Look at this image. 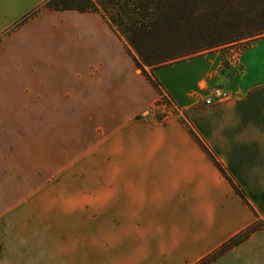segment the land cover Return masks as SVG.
<instances>
[{"label":"crops","instance_id":"obj_1","mask_svg":"<svg viewBox=\"0 0 264 264\" xmlns=\"http://www.w3.org/2000/svg\"><path fill=\"white\" fill-rule=\"evenodd\" d=\"M43 1L0 0V187L9 182L10 124L25 122L33 108L47 169L76 163L97 172L73 180L67 202L124 221L115 224L121 234H146L151 220H177L172 243L141 240L135 247L144 264H193L257 218L261 227L208 264H264V35L235 58L209 51L154 68L157 90L98 13L41 9L15 27ZM216 85L234 99L194 103ZM159 92L181 113L155 116ZM2 203L0 220L9 215ZM2 250L0 264H10Z\"/></svg>","mask_w":264,"mask_h":264},{"label":"rangeland","instance_id":"obj_2","mask_svg":"<svg viewBox=\"0 0 264 264\" xmlns=\"http://www.w3.org/2000/svg\"><path fill=\"white\" fill-rule=\"evenodd\" d=\"M220 37L213 36V40ZM247 41L227 43L209 51L230 57L244 49ZM9 135V182L0 187V203L9 213L0 220L1 261L4 248L9 251L10 264H144L145 259L139 256L142 251L135 248L141 240L151 246L159 245L162 239L172 243L175 219L151 220L146 234H121L119 230L124 231V227L117 229L115 224L120 221L124 225V221L98 218L97 209L82 211L80 203L67 202L72 183L80 178H96L97 172L83 171L76 163L68 170L47 169L50 157L40 148L44 140L34 134L33 108H27L25 122L10 124ZM74 242L79 246H74ZM19 246L22 251H17Z\"/></svg>","mask_w":264,"mask_h":264},{"label":"trees","instance_id":"obj_3","mask_svg":"<svg viewBox=\"0 0 264 264\" xmlns=\"http://www.w3.org/2000/svg\"><path fill=\"white\" fill-rule=\"evenodd\" d=\"M41 9L75 10L102 15L113 31L125 39V49L135 67L157 90L159 84L151 76L154 68L227 43L264 35V0H44L24 14L15 27ZM218 35L222 37L213 40V36ZM186 127L236 193L248 203L241 188L189 126ZM262 225L257 218L251 226L193 264L210 263Z\"/></svg>","mask_w":264,"mask_h":264},{"label":"built area","instance_id":"obj_4","mask_svg":"<svg viewBox=\"0 0 264 264\" xmlns=\"http://www.w3.org/2000/svg\"><path fill=\"white\" fill-rule=\"evenodd\" d=\"M238 53L231 55V57L235 58ZM234 97L235 96L233 93L226 90L222 86L216 85L210 87L205 96L197 95L193 97V100L194 103H201L204 106H213L216 104L232 101ZM152 112L155 115H158L159 119L168 120L181 113V110L167 95L160 92L159 99L155 103Z\"/></svg>","mask_w":264,"mask_h":264}]
</instances>
